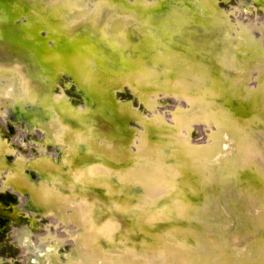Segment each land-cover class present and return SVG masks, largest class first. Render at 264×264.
Wrapping results in <instances>:
<instances>
[{"label": "bare ground", "instance_id": "bare-ground-1", "mask_svg": "<svg viewBox=\"0 0 264 264\" xmlns=\"http://www.w3.org/2000/svg\"><path fill=\"white\" fill-rule=\"evenodd\" d=\"M53 1H58V5L61 7L58 9L59 16H62L60 18H63L64 20H67L68 18L70 19V17L79 16L86 11L85 9H80L75 13L73 11L71 12L72 14L70 16H68L67 13H63L64 11L61 12L60 10H65L64 7L66 8L68 5H71V3L69 2L70 0H0V6L2 5L0 8V61L4 63L16 62L22 67V73L19 72V70V74H15V79L12 81V85L6 84L5 87L3 86L5 92H2L4 94H0V99H5L4 103L10 106L9 109L11 110V112H15V115L13 114L14 119L22 120L26 124L25 127L29 131L36 133L39 137L36 140L35 145L38 152H36L35 155H33V158L30 159L32 164L39 167V170H36L38 172L37 178H39V184L36 185L38 189L35 191V193L38 196L39 202H41L42 206L46 207L45 202H48L47 204L49 205V202H51L52 200L58 202L60 201V199L72 200L74 195H79V197L82 198L89 195L90 200L86 203H83L81 201L83 203L82 205H79V201H75L72 202V204H68V202L67 204H61L57 206L54 212L57 217L55 219L53 218V220L50 221L49 225H47L48 232L44 233L45 235L43 236L39 235L38 240H36L35 242L32 239L25 238L23 236V232L17 231L15 236L16 240L29 247L23 248V254L25 255V261L23 263L28 264L29 259L34 257H37L36 264H122L125 263V261H130V264H153V259L159 261L158 263L160 264L163 263L161 261H164L167 264H180V261L181 263H184V261L181 260L182 254L180 253L181 251L179 249L171 251L172 248H174L177 244V246L183 247V252H185L189 256V258H187V261H189V263H191L192 260L196 259V262L200 261L199 264H242L241 262H243V260L247 261L251 256L250 260L252 264H264V251H260L261 245H259V242L262 241L263 243L264 240V121L262 122V120L264 119L262 117V113H264V45L258 42L261 44L259 48L256 46H252L250 41H248V44L251 45L249 48L247 46H238L239 44H236L237 46L233 47L232 42L228 41L229 37L225 29L227 26H232L231 22L225 20L228 19V16L224 12L214 11L213 3L216 0H204L205 3H208L209 5V10L206 11L211 12L212 15L218 17L216 22H219L221 20L226 21L225 28L220 30L221 32L219 31L221 37L222 35L224 36L223 45L219 46L218 48V46L212 44V40L216 41V38L220 40L219 35H214L213 39L207 38L209 40L202 44L205 50L204 56L206 57V59L217 61L220 64L221 70L213 71L210 69V66V68L208 67L206 62L196 61L195 59H193L194 57L192 54H185L183 52V54L181 52V54H179V51H176L177 49H172L171 52H169L161 48L162 50L160 49V51H162V55L158 60L161 67H163V65L166 67V69H172L174 67L173 69H178L179 72L186 73V75L183 76L185 79L190 78L191 74L197 72V76L193 79L194 82H190L193 85L196 84L198 87L191 86V89L198 88L203 91L204 89H209L217 97L208 96V98L206 99H209L210 102L212 101L220 103L224 105V107H213L214 111L212 112V108L210 110V107H208V105L201 104L199 105V107H203L202 112L206 114L205 117H203V121H201V118L197 119L192 115L188 116L186 119L179 120L180 123H186V129H189L193 126L192 124L194 120H196V122L200 124L202 122L203 124H201V126H204L206 128V130H204L207 134L206 136H204L203 142L192 144L190 142L182 140V137H180L177 141L175 139V142H171L170 138V141H168L172 144H162L163 139L162 137H160V131H154L153 133L151 131V128L153 127L151 126V124L170 125L171 121H169L170 117L166 118L163 115L161 117L155 114L153 107H151L153 104H156V102L162 95H159V93L157 96H152L149 98L147 95L148 93H145L147 90H142V88H139L138 83L139 85H141L140 83H144V79L152 82L150 78L146 79L143 77L145 74L142 76L141 74L140 76L136 74L135 79H133L132 77L128 80L133 88L138 89L136 92H134V90L132 91V97H139L147 104L145 106H142L141 110L131 107L130 104L125 102H116L114 108L116 109L119 106H123V108L125 107L124 109L116 110L121 113H127V116L121 118L118 117L117 114L114 115L113 119L115 120V122L113 123H115L116 128L114 131L108 129L107 126L109 125H106L105 120H109V115L111 114L112 110L110 109L111 107L107 105L108 99L110 98L109 96L112 95V92L110 91L111 88H109V86L113 84L114 81H118H116V79L120 77L118 76V73H122L121 70L123 69L122 67L124 65L123 63L119 62V60L113 59V55H108V50L101 43L99 44L98 42H96V37L98 36H95L93 32H90L84 26L82 27L80 26V24H75L65 30H57L55 27H53L49 19L46 17L47 14L44 12L40 13L37 9L40 8V4L45 5L46 3H51ZM96 1L97 0H89L87 3L85 2V4L93 5V3H96ZM116 2L124 5L122 7L123 12L125 11V6L136 5L139 3H141L142 6L146 8V11H149L151 5H154L156 3V1H152L146 4L141 2L140 0H116ZM256 2L261 8L264 9V0H256ZM177 3L178 2H176V4L169 5L168 7H166L167 9L164 10L162 14H159L157 16V21H162L164 23L166 22L165 26L167 25L163 30L166 33H162L163 36L158 37V39L167 38L168 33L173 32L175 31V29L179 28L181 24L186 21V18L184 19V17H186L187 14H190V16L196 18V16L194 15L195 13L199 14L204 11L200 9L201 1L198 0L197 2H191L190 5L183 4L184 6H180ZM240 3L242 2H239V4ZM101 4L103 5V3ZM158 5L156 4V7ZM72 6H74V4ZM99 8L101 7H98V9ZM239 8H241V11H238L237 8L236 10L239 13L238 17L241 18L240 20H242L243 23H241V27L232 29V35L235 32H245L248 36L251 37V39L253 38L255 41L256 38L258 39V35H255L254 37V28L251 23L247 26H244L246 22H249L247 21L248 19H246L248 17V14L246 13L248 7L245 5H241ZM113 9L121 10L116 4L114 6L108 7L107 9L105 8L106 14H103V12L102 14L108 15L112 13L111 10ZM88 11L90 12V10ZM97 12H95V14H97ZM150 13L145 14V18L143 16L144 20L142 19V15L136 18H138V21L143 25H146L149 22L153 21V17L150 16ZM17 18L21 19L20 23L16 20ZM112 19L118 21L121 19V16L120 18H118L117 16H113V18H111L109 21L112 22ZM156 20L154 19V21ZM262 20L263 23L260 24L262 27L261 36L264 37V19L262 18ZM138 21L136 22V25ZM150 25H152V23H150ZM109 29L114 32L112 28H107L108 31ZM127 29L128 31H130L131 28L129 29L128 27ZM43 30L45 31V35L50 38V43L54 45V51H57V49H59L61 53H65L69 50H76L81 53V55L83 56L82 58L86 61V63L89 64V62H91L93 64V67L94 65L97 66L98 64L100 66L99 70L103 72L102 75H104L105 78L107 76L109 77L106 78L109 79V82L111 83H109V86H101L97 84L94 85L93 88L96 95L98 96V99L102 100L101 102L104 103L98 113H94L91 111L90 107L94 105V102L91 100V98H87L85 95H83V92L80 91L79 87H77L76 90L78 96L83 100L82 107L70 105L68 100H65L63 97L53 96L52 94L47 92V89L45 87L43 90V84H45V86L47 85L48 87L53 86V84L56 83V81L62 74L68 75L72 79L71 81L74 80V77L71 76L73 70L71 69L72 66L70 67V64H68L67 61L62 57L54 60L49 59V61L52 62L47 65H42L40 63L39 59L37 58V53L38 51L45 49L43 47L42 41L38 36L40 31ZM138 33L139 32L132 34L134 35L132 37H134L136 41L139 40ZM116 34L121 35L118 32L114 33V35ZM153 36H155V34ZM197 36L200 37L199 34ZM113 37L115 38V36ZM169 37L172 41L174 36ZM261 38H259L260 41H263ZM122 39V35L117 38L119 42H121ZM183 41H181L182 44ZM203 41H205L204 37ZM142 42L146 43L148 41L145 38H142ZM179 42L180 41L177 40L176 43L172 41V43L174 44H168L172 48H177L178 46H176V44H178ZM139 43L140 42H138V44ZM159 44H161V41ZM138 46L143 47L144 45L141 46L140 44ZM254 47L258 49H255ZM224 48H229L227 53L223 51ZM141 50H143V48ZM141 50H139V52H141ZM191 50H193V48ZM139 52L137 51L136 53ZM234 52L238 54L252 53L249 59H244L241 62H239V59H237L238 57H236L235 65L240 63L245 68L249 66L246 72H250V70L257 68L258 71L256 76L248 77L247 81L246 76H242V80L238 81L239 84L234 79L228 76L225 80L218 81L213 77L214 75L212 74H215V76L217 74H224L228 69V65H231L230 59H232V55L234 54ZM135 55L136 54H134L133 56ZM125 56L127 58L126 60H131L132 58V55L130 56V54L128 53H126ZM150 56L155 58V56H157L156 51L154 50L152 53L150 52ZM90 57L91 61L88 62L87 59ZM196 57L198 58L200 56ZM121 59L123 61L125 58ZM203 59L204 58H202V60ZM93 62H96V64ZM133 62L136 65H139L138 69H140V67H142L143 65H140L134 60ZM147 63L144 64L147 65ZM189 64H191V67H188ZM101 66L103 68H101ZM156 66L161 68L157 64ZM156 66L154 65L155 68ZM95 68L97 69V67ZM3 70L0 69V72ZM155 71L156 70H154V72ZM191 71H193V73H191ZM3 72L4 74H9L7 71ZM149 74L150 73L148 72L147 77L153 76L152 74ZM254 74L255 73H253V75ZM170 78L173 79L174 76H169V79L167 80L168 82L172 81V79ZM230 82H232L231 88L228 87ZM161 86L162 83L159 82L157 84H150L151 89L152 87L160 89ZM15 89L17 91H15ZM24 90L30 92L31 100H21L23 102L20 101L15 105L8 100L10 93L13 92L16 97H20L21 94L23 95V92H26ZM167 91H165L164 93H167ZM167 97L169 98L170 95ZM202 99L206 100L204 99V97ZM234 100L242 101L243 107H238L237 105V107H234V104L232 103V101ZM159 102H161V99ZM185 102H178L177 105L174 106V109L172 111H175L178 115H180L181 111L186 107ZM190 102H192V99ZM4 103H1L0 101V109L3 107L5 108ZM15 109H17L18 112H16ZM143 110L144 112H142ZM208 113H210L211 115H208ZM5 115L6 114H3L2 117H4ZM169 115H171L170 112ZM175 117L176 115L174 116V118ZM129 119H134L133 122L137 124L140 129L129 127L127 123ZM227 119H229V124L227 122ZM51 120H54L56 125L59 124L60 127L57 129V127H53V124H51L49 129H44V124H47L48 121ZM174 120H176V118ZM38 124L41 126L39 130L35 128ZM226 124H228L229 127L225 126ZM170 127L174 129L180 128H177V126L174 125ZM52 130L54 131L52 132ZM182 131H179V133L184 134L185 131L187 132V130H185L184 132ZM112 134L113 138L118 137L124 143L122 144V147L117 148L120 149V152H122V156L127 157L128 155L131 157L130 154L133 153L139 154L141 153V151L142 153L149 152V154L152 155L150 157H153L151 159L159 161L157 166H154L153 170L149 169L145 172L139 170V167L138 170H136V168H131L124 171H115L114 174H111V167H108V165L111 160L121 161V159L119 158L120 156H114L112 152L110 158L106 159L107 157L104 156L106 152H103L100 149L94 150V147L98 148V145L103 144L107 141H111ZM50 135L53 136L51 137L52 140L49 139ZM185 136H187V133H185ZM173 137L175 138V136ZM46 139L48 141H46ZM220 139L223 141L221 142ZM113 141L115 140L113 139ZM206 141L211 142V144L215 146L211 148L210 151L208 150V153L210 154L207 153V155L204 154V152L198 150V148L202 146V144ZM47 142H52L48 147L52 150L51 154L43 153L40 150L41 147L45 146ZM165 143H167V141ZM132 144L137 145V147L132 148ZM141 146L143 148L140 151L139 148ZM1 149H6L3 143H0V150ZM214 150L216 152L218 150V152L212 154ZM230 154L237 157V161H239L237 167L240 168L236 167V171H231L235 172V176L237 177L234 180L235 185L231 184V186H228L230 183V178H228L227 176L215 177V174L218 173V168L219 166H221L220 163L224 164L230 157ZM94 159L100 162L104 167L98 170L94 169V171H90V166L88 165V163ZM166 161L169 162L165 163ZM23 162L24 161L20 156L15 159V165L17 167L15 169V172H17V175L12 176L11 180H19L22 183H25V185H32L31 183H29L30 181H24V179L26 178L22 175V168L24 167V164H22ZM136 163H140V161L136 159ZM197 164H202L201 166L203 167L198 166ZM3 166L4 164L0 160V171L3 170ZM44 166H47V174L50 173L49 176H46V172L42 169V167ZM196 166L206 171V176H204V179L201 181L202 184L201 182L197 181V179L193 180V172L196 170L198 171V169H196ZM229 168L230 167H228L227 165H223L222 172H226ZM148 171H150V173ZM19 173L21 175H19ZM110 175L118 176L115 179ZM128 176H130L129 179L127 178ZM233 178L234 176H231V179ZM109 179L113 180V187H107V184H110ZM104 181H106L107 183H104ZM160 182H172L168 185L167 192L172 189L173 195H170L172 193H168L169 195H167L170 197L167 199L165 197L166 200H161L157 203L150 201V203L146 205L147 202H144L145 195L148 196L150 194H156L157 188H155V186L159 185ZM190 182L191 184H194V187L190 186ZM46 183L55 188L53 189V192H50L47 188L43 189L45 185L47 186ZM92 183H95L94 185L96 186H93L90 189L88 185L91 186ZM1 184H3V182ZM205 184L210 185L211 188L201 192L199 189ZM12 185L16 187L15 184ZM131 185L133 186L131 187ZM142 185H145L143 189L140 187ZM2 186L6 185L3 184ZM177 187H180L181 191H179L176 196L174 192H176ZM126 188H128L129 190L125 191ZM218 190H227L229 192L227 193V197L231 205H234L236 203H242L243 206L245 205V212L249 215L255 216L258 219L257 224L249 222V227L257 229L258 233H255V231L253 230L250 232V229H248V225H243L241 223L242 217L239 212L243 213L244 211L242 210L243 208L241 210H239V208H236V211L231 213H235L232 220L233 222L224 219V221L219 224H225L229 229H227L225 234L221 236V242H219L218 245L216 244L218 239L215 241L214 237H217L220 234V229L222 226H217V224L214 226L211 225V219H214V217L222 216V210L224 209L225 211V208L221 207V202L223 201L222 198L224 197L218 194ZM230 190L232 191L231 194ZM44 194H49V198L45 199L44 197H42L44 196ZM199 194L201 195L200 200H202L203 197L204 205H202L201 203L195 204L194 201V203L192 202L191 198H195L194 200H197V198H200ZM246 196H250L251 198L249 197L250 199L246 200ZM21 199L23 200V204L26 205V207H33L31 195H28L26 199L22 197ZM249 201H251V203ZM111 202H116L114 207ZM197 202L198 200L196 201V203ZM171 203H174V207L177 209V211H179L178 215L180 216V218H176L174 216L169 217L172 205ZM41 204H39L40 208L35 209L36 212L42 211V213H46L48 210H50L48 207V210L47 208L42 209ZM80 206L82 207L80 208ZM186 206H188L187 209L185 208ZM203 208L206 209L204 210ZM228 208L226 209L228 210ZM83 209H85L86 214L95 215V217L97 218L95 222L93 221L94 228L91 230L85 228L84 222H80V219L78 217L79 211H84ZM230 210L232 209L230 208ZM139 211H142V213H139ZM195 211H201V213H199L198 215L195 213ZM132 212L138 213V216H140L139 222L136 220L133 221L130 218L133 215L130 214ZM0 214H3L7 218H13L7 211H4L3 208H0ZM188 214L194 215V218L190 219H194V221L197 220V223L195 222V227H192V230L189 229L188 223L186 224V222H184L183 220L185 215L188 216ZM44 216L45 215H41L40 217ZM84 218L85 217H83V219ZM167 218H172V220H168ZM174 221H176V223ZM236 221H238V224H235ZM17 222L15 221L14 223ZM139 224H141L142 226ZM50 226H53L57 230L61 229L62 238H58L57 236H55L53 234L54 230ZM175 227L179 229L181 234L179 233L178 236L181 237H177V240H175L176 244H169V241H174L173 237L170 236V233L171 231H174L172 228ZM261 232L262 235L260 236ZM193 235L201 239L202 241L200 242H204L203 245L207 242V244H205L206 246H200V248L196 247L195 245L194 248L190 246L191 243L189 242H192L191 238H193ZM254 236H256L257 240L256 238L255 240H253ZM223 237L226 238L222 239ZM63 238L69 239V242L71 243V251H68L69 254L66 255V258L61 259L58 256L57 248L61 244V240ZM21 239L24 240L20 241ZM238 239H240V241L237 242ZM245 239L249 242L250 247L246 246L248 242H243V240ZM147 240L151 242V245H147ZM230 241L233 243L232 246L227 245V242L230 243ZM200 245H202V243ZM167 246L168 251L170 252L169 255L166 254L165 248ZM169 248L171 249L169 250ZM249 248H251L252 250H250ZM215 249L217 250V254L212 253V251ZM196 251L202 252V256L197 255V253H195ZM229 252L231 253V255H228ZM255 253L257 255H254ZM107 261H110V263ZM7 263L16 264L14 262ZM0 264H4V262L0 261Z\"/></svg>", "mask_w": 264, "mask_h": 264}, {"label": "rangeland", "instance_id": "rangeland-1", "mask_svg": "<svg viewBox=\"0 0 264 264\" xmlns=\"http://www.w3.org/2000/svg\"><path fill=\"white\" fill-rule=\"evenodd\" d=\"M85 1L87 3L89 0H80V1L79 0H70L69 2L71 3V5H68L66 8L64 7L65 10H60L61 12L64 11L63 13H67V15L70 16L72 14L71 12H73V11L75 13L76 11H78L80 9H85L86 11L83 13L85 15L81 14L79 16L70 17V19L68 18L67 20H64L63 18H60L62 16H59L58 9L61 8V7L58 5V1H53L54 4H51V5L49 3L48 6L46 7L47 10L44 13L47 14L46 17L51 22V25L53 27H55L57 30H65L68 27H70L72 25H75V24H80V26H82V27L84 26L90 32H93L95 34V36H98V37H96V39H97L96 42H98L99 44L101 43L107 50H109V51H107V52H109L108 55H113V59L119 60L121 58H125L124 61H130V60H126L127 59L126 56H125L126 53L125 54L124 53H119V50H118V49H121L120 46H124L125 42H126L127 45H131L132 47H134L135 50L137 49L138 52L142 48H143V50L146 49V48H148V49H146L144 51L141 50V52H139V53H133V55L134 54H136V55L135 56H133V55L131 56L134 61H136L140 65L143 64L142 67H141L142 70H140V72L138 71L139 70L138 68H137L138 70H135V72L137 73V75L140 76V74L143 73V74H145L143 76L144 78H146V79H149L150 78V80H152V82H151L149 80H145L144 79V83H140L141 85H139V83H138V86H139V88H142V90H147L145 93L146 94L148 93L147 95H148L149 98L152 97V96H157L159 93H160L159 95H162L160 97L161 102H159L160 101V99H159L156 102L155 105L153 104L152 106L151 105L150 106L153 107V110H154V113L155 114H157V115H159L161 117H162V115L164 117H166V118L167 117L168 118L170 117L169 118V121H171V123L169 122L170 125H165V124H156L155 125V124H151V126H153L151 128L152 129L151 131L153 133H154V131L155 132H159L160 131L159 132V134L161 135L160 137H162V139H163L162 140L163 142L161 141L162 144H172V143L169 142L170 141V138H171V142H175V139L177 141L180 137H182V140H184L186 142H190L192 144H194V143L197 144L198 142H203V138L207 134L205 132L206 128L204 126L203 127L201 126V124H203L202 122L200 124L198 122H194L193 121V124H192L193 126L191 128H189V129H186V123H180L179 120L186 119L188 116H191L192 115V116L196 117L197 119H200L201 118V121H203L204 120L203 117H205L206 114H204L202 112L203 107L197 106V108L196 107L194 108V106L197 103L199 105H201V104L208 105V107H210V110L212 108V112L214 111V108L213 107L222 108V107H224V105H222L220 103H217V102H212V101L210 102L209 99L207 100L206 98H208V95L203 90H200L198 88L191 89V86L198 87L196 84L193 85L190 82V81L194 82L193 79H194V77L197 76V72H194V74H191L190 75V78H187V79H185L184 77H181V80H179L178 78H180V76L179 77H177V76L175 77L174 76L173 79L170 78V79H172V81L168 82L167 80L169 79V76L171 77L173 74L171 72H168L167 71L168 69H166V67L164 65H163V67H161L160 66V62H159L158 59L162 55V51H160L161 48H163V50L169 51V52H171L172 49H177L176 51H179L178 52L179 54H181L182 52L185 53V54H192L193 57H194L193 59H195L196 61H198V62H206L207 65H208V67L209 66L211 67V68L209 67L211 70H213V71H216V70L217 71H220L221 70L220 64L217 61H215V60H207L206 59V57L204 56V53H205L204 51L205 50H204L202 44H204L207 40H209L207 38L213 39V36L214 35L215 36L220 35V32H221L220 30H222V29L225 28V26H226L225 25L226 24L225 22L226 21L221 20L219 22H216L218 17L215 16V15H212V13L211 12H208V11H205V12H207V14H205L204 11L202 13H199V14H196L195 13L194 15L196 16V18H193L192 16H190V14L189 15L187 14V16H189V17H187V16L184 17V19L186 18V21L189 18L190 19H192V18L194 19V22L192 23V26L191 27H185V29H179V28H177V29H175V31L168 33V35H167L168 37L167 38H160V39H158V37L163 36L162 33H164V34L166 33L163 30H164V28H166L167 25L165 26L166 22L164 23L162 21H157L156 20V18H157L156 16H155L156 18H154V16L150 15V16L153 17L152 18L153 21L151 19L152 22H149L146 25L144 24L145 27H144V25L141 22L138 21V23H137L136 26L139 27V29L141 30L140 32L138 31L139 29L137 30V29H135L133 27H129V29L131 28L130 29L131 33H130V31H128V29H127L128 27L125 28L124 30H122L120 32V34L122 35V38L123 39H122L121 42H119V40H117V38L119 36H121V35H119V34L114 35V33H113V31H111V29H109V31L107 30L108 25L109 24L111 25V23L113 24V20L114 19H112V22L109 21V20L111 18H113V16H117L118 18H120V16H121V18L124 17V18H128V19L129 18H132V19L135 18L136 20H138V18H136V17H139L140 15H142V19L144 20V18H145L144 15L145 14H149L150 11H146V10L143 11L142 10V7L143 6H142L141 3H139V4H136V5H130V6L128 5V6H125V11L124 12H123L122 9L121 10H114L113 9V10H111L112 13H110L108 15H103V14H106L105 8L107 9L108 7H110L112 5L108 4L109 2L106 3V2H102L101 0H97V1L102 2L103 5L101 3H98L97 7L95 8V12H97V10H98V12H97V14H95V12H94L93 15H92V14H88L89 13L88 10L91 11V8L93 6L91 4L90 5L89 4H85ZM140 1L143 2V3H146V4L147 3H150L152 1H156V3L154 5H151V7L149 6L150 8L148 7L149 9H152V10L156 8V4L157 5L158 4H161L162 1H165V5L164 6H166V7H168L171 4H176V2H178L177 4H179L180 6L181 5L184 6L183 4L190 5V3L193 2V1H196L197 2V0H187V1L186 0H174V1L173 0H140ZM173 2H175V3H173ZM239 2H242V3L239 4ZM73 4H74V6H72ZM241 5H245V6L248 7V10L246 12L248 14V17L246 19H248L247 21H249V22H246L245 23L246 25L244 24V26H247V25H249L251 23V25L254 28L253 29L254 30L253 31L254 37H255V35H258V39L256 38L255 41H254L253 38L251 39V37L248 36L247 33H245V32H235L232 35V29H235L236 27L237 28L238 27H241V23H243L242 20H240L241 18L238 17L239 16V13L237 12V10L238 11H241V8H243V7L239 8ZM1 6H0V8H1ZM98 7H101V8L98 9ZM138 7H141V8H138ZM67 8H68V10H67ZM236 8H237V10H236ZM102 9H104V10H102ZM214 11L224 12L228 16V19H225V20H228L229 22H231V25L232 26H227L225 29H226V31L228 33V37H229L228 38V41L232 42V46L233 47L234 46H237L236 44H239L238 46H247L249 48L251 45L248 44V41H250V43L252 44V46H256V47H259V48H260V45H261L260 43H262L264 45V37L261 36V29H262V27L260 25L261 23H263L262 18L264 19V9L259 6V4L256 2V0H216L214 2ZM226 11H227V13H226ZM102 12H103V14H102ZM124 13H127V14H124ZM151 13H153V12H151ZM235 13H237V14H235ZM130 14H132V15H130ZM160 14H162V13H160ZM62 15H64V14H62ZM95 15H96V17H95ZM100 15H102V16H100ZM126 15H128V16H126ZM143 16H144V18H143ZM235 17H237V18H235ZM100 18H102V19H100ZM96 19L98 20L97 21L98 25L95 24V25L92 26L91 25L92 22L95 21ZM154 19L156 21H154ZM16 20L19 23L21 21V19H19V18H17ZM17 21H16V23H17ZM101 21H102V23H101ZM116 21L114 20V22H116ZM55 22L57 24H55ZM99 22H100V24H99ZM161 22H162V24H161ZM198 22H200V23H198ZM232 22L235 23V24H233ZM150 23H152L153 26L150 25ZM237 23H239V24H237ZM141 25H142V28H141ZM196 26L197 27L200 26L199 28H201V30H204V29H207L208 30V29H210V30H213V32L212 31H208V32L198 31L196 29L197 28ZM153 27H155V28H153ZM144 31H145V33H144ZM165 31H166V29H165ZM136 32H139L138 33L139 40H137V41L134 39V37H132V36H134L132 34H135ZM154 34H155V36H153ZM190 34H191L192 37L190 36ZM198 34H199L200 37L197 36ZM176 35H178V36H176ZM181 35H182L183 38L181 37ZM113 36H115V38ZM169 36H172V37L174 36L172 41H174L175 43L177 42V40L180 41L178 44H176V46H178L177 48H174V47L172 48L170 46L171 44H174V43H172V41L170 40V37ZM201 36H202V39H201ZM38 37L42 41V44H43V47H44L45 50L38 51L37 58L39 59V61H40V63L42 65H47V64H49V63L52 62V61H49V57L48 56H49L50 53H53L54 52V50H53L54 45H52V43H50L51 40H50V38L47 35H45V31L44 30L43 31H40ZM203 37H204V40L205 41H203ZM142 38H145L148 42H146V43L142 42ZM259 38H261L263 41H260ZM164 39H166V40H164ZM190 39H191V42H190ZM198 39H199V41H198ZM183 40L185 41V43H184ZM160 41H161V44H159ZM181 41H183V44H182ZM138 42H140V43L138 44ZM165 42H167V43H165ZM187 42H189V43H187ZM258 42H260V43H258ZM137 44L138 45L141 44V46L144 45L145 47L144 46L143 47H140ZM190 47H191V49L193 48V50H191ZM256 47H254V48L255 49H258ZM154 50L157 53V56H155V58L150 56V52L152 53ZM228 50H229V48H224L223 49V51L226 52V53L228 52ZM157 51H159V52H157ZM74 52H75V57L76 58L78 57L79 59L84 60L82 58L83 56L81 55V53H79L76 50H74ZM144 53H146V54H144ZM137 54L138 55L140 54V55L138 56ZM116 56H118V57H116ZM196 56H200V57H198L200 59H198ZM232 56H233L232 59H230V64L231 65H233L234 63H236L235 57H238L237 59H239L238 60L239 62H241L244 59H247L248 57H250L249 56V53H247V54H238V53H235V52H234V54ZM202 58H204L203 59L204 61L202 60ZM131 62H133V61H131ZM142 62H144L145 64L147 62L148 63L150 62V63L149 64L147 63V65H145ZM93 63L96 64V62H93ZM156 64L158 66H160L161 68L157 67ZM148 65L149 66L151 65L150 66L151 68ZM154 65L156 66V68L154 67ZM212 65H214V66H212ZM91 66L93 67V64L91 62H89V64L86 63L85 64V69H89V68H91ZM257 66H258V64H257ZM70 67H71V65H70ZM95 67H97V66L94 65V68ZM115 67H119V66H115ZM101 68H103V67L101 66ZM122 68L123 69L121 71L123 72L124 69H125V66H123ZM0 69L1 70L4 69L3 71H7L9 73V74H4L3 71L0 72V94H4V93H2V92H5L3 86L5 87L6 84L7 85H9V84L12 85V83H13L12 81L15 79V74H19L18 73L19 70H20L19 72L22 73V71H21L22 70V67H21L20 64H17L16 62H14V63H4V62H1L0 61ZM160 69H163V70H160ZM151 70H152V72H151ZM154 70H156V71L154 72ZM157 71H158V73H157ZM236 71H238V72H236ZM257 71H258L257 68H255L253 70H250V72H246V70H243L242 71V70H238L237 69V70L234 71V73H231L230 75L228 74L227 76L228 77H231L236 82L241 81L242 80V78H241L242 76H246V78H247L246 81H247L248 80V77H254V76H256ZM130 72H132V71L130 70ZM148 72L150 74H152L154 77L153 76H148L147 77ZM155 73H156V75H155ZM166 73H167V75H166ZM180 73L183 76L186 75V73H184V72H180ZM191 73H193V71H191ZM253 73H255V74L253 75ZM70 75H71V72H70ZM159 76H167L168 78L166 77V79H164V81H166L168 83H164L163 82L164 85H162L160 89H156V88L152 87V89H153L152 90L150 88V84H157L158 82L161 83L159 81V79H161V77H159ZM132 77H133V79H135L136 75H133ZM132 77H129L126 80H124V77H121V78L118 77V79H116V81L118 80L117 82L114 81L113 84L110 83L111 85L110 86L108 85L109 88H111L110 91L112 92V95L109 96L110 98L108 99V103H107V105L109 107H111L110 109H112V110H111V114L109 115V117H110L109 120H105L106 125H109V126H107L109 130H113L114 131L115 128H116L115 123H113V122H115V120L113 119V117H114V115H116V113L114 112V109H115L114 107H115L116 102H118V103L119 102H121V103H124L125 102V103L130 104L131 107H134L136 109L138 108V109H141V110H142V106H145L147 104L146 102L142 101L141 98H139V97H135V98L132 97V91L134 90V92H136L138 90L136 88H133L132 85L129 83V80L128 79H131ZM82 79L85 82L84 84H86L85 86H88L87 79H85L84 77ZM189 79H192V80H189ZM71 80L72 79L68 75H66V74L63 75L62 74L60 76V78L56 81V83L53 84V86L48 87L47 85L45 86V84H43L44 86L42 88L44 90V87H45L47 89V92L50 93V94H52L55 97H63L65 100H68V102H69L70 105H74V106H77V107H82L83 106V100H82L81 97L78 96V93H77V90H76V88L79 87L78 86V83H77V81L75 79H74L75 81L74 80L71 81ZM178 82H181V84H184V86H183L184 88H183L182 91H180V89H181V86L180 85L181 84H178ZM172 83H173V87L175 88V90L172 87ZM116 84H118V85H116ZM238 84H239V82H238ZM189 85H190V87H189ZM185 86H186V88H185ZM228 87H230V88L232 87V82L229 83V86ZM93 88H94V85L92 86L91 93H87V96H89V98H91V100L94 102V105L92 107H90L91 108V111L94 112V113H98V111L102 108V106H103L104 103L101 102L102 100H99L98 99V96L96 95L95 90ZM164 89L165 90L169 89L167 91L168 94L167 93H164L165 92ZM176 90L177 91H180L181 93L178 94V92H176ZM15 91H17V90L15 89ZM24 91H26V92H23V95L21 94L20 97H16L13 94V92L10 93L8 100L10 102H12L14 105L15 104H18L21 100H24V101L31 100L30 92L27 91V90H24ZM169 93H171V94H169ZM166 95L167 96L170 95V97L168 98ZM203 97L206 100H203L202 99ZM172 99H173V101H172ZM191 99H192V102H190ZM140 100H141V102H140ZM183 101L184 102L186 101L185 102L186 107L184 108V110L181 111V113H180L181 116H180L175 111L173 112L172 110L174 109V106H176L178 102H183ZM21 102H23V101H21ZM232 103L234 104V107H237V106L238 107H240V106L243 107V102L242 101H237V100L235 101L234 100V101H232ZM100 105H101V107H100ZM4 106H5V108L3 107V108L0 109V140H1L0 143H3L5 145V148H6L5 150H3V149L0 150V160L4 164V166L2 168L3 170L0 171V208L1 209L3 208L4 211H7L13 218H11V217L10 218L9 217L7 218L3 214H0V261H3L4 264H8L7 262H14L16 264H24L23 262L25 261L24 260L25 259L24 258L25 255L23 254V248H29V247L25 246L24 244H22V243H20L19 241L16 240V238H15L16 232L17 231L18 232H23L24 233L23 236L25 238L32 239L35 242L36 240H38L39 235L40 236L41 235L43 236V235H45L44 233H47L48 232L47 231V225H49L50 221L53 220V218L55 219L57 217L55 215V213H54L55 212V209L57 208V206H59L61 204H67L68 202H69L68 204H72V202H75V201H79L78 202L79 205H82L83 203H86L87 201L89 202L90 196L88 195V196L82 198V197H79V195H74L72 200H70V199L69 200H61L60 198H58V199H60L59 202L58 201H55V200H52L51 202H49V205L47 204L48 202L45 203V206L46 207L41 206L42 209L43 208L46 209L47 207L50 209V210H48V208H47L48 211L46 213H42V211H37L36 212L35 211L36 208H34V207H26V205L23 204V200L21 199V197L24 198V199H26V197L28 195H31V192L29 190H26L25 188L22 187V186H25V183H22L19 180H17V181L16 180H13V181L11 180L12 176H16L17 175V172H15V169L17 168L16 165H15V159L18 156H20L23 159L24 162L22 164H24V167L22 168V175L25 176V178H26V179H24V181H26V182H29L30 181L29 183H31L32 186H34V189L37 190L38 187H36V185L39 184L38 183V179L39 178H37L38 177V172L36 170H39V167H37L36 165L32 164L31 159L33 158V155H35V153L38 152L37 149H36V147H35V145H36V140L39 137H38V135L36 133H33V132L29 131L25 127L26 124L22 120L14 119L15 112H13V111L11 112V110L9 109L10 106L8 104H5L4 103ZM112 106H113L114 109L112 108ZM157 107H159V108H157ZM124 108H123V106L122 107L119 106L116 109L121 110V109H124ZM7 109H9V110H7ZM192 110H196V112L195 113H192ZM197 111H199V112H197ZM9 112H11V113H9ZM142 112H144V110ZM169 112H170L171 115H169ZM3 114H6V115L4 117H2ZM209 114L210 113H208V115ZM175 115H176V117H175L176 120H174L175 119L174 118ZM171 117H173V118H171ZM262 117L264 118V113H262ZM227 120L226 121L229 124V119H227ZM133 121H134V119H129V121L127 122L128 125H129V127L140 129L139 126L137 124H135ZM174 121H177L179 123V125H178L177 122H174ZM263 121H264V119L262 120V122ZM50 122H52V120ZM228 124H226L225 126L229 127ZM173 125L174 126H177V128L180 127L179 129H182L183 128L182 129L183 131L182 130H179V129H174V128L170 127V126H173ZM35 128L39 130L41 128V126L38 124V125H36ZM185 130H187V132ZM53 131L54 130H52V132ZM164 131H165V133H164ZM179 131H182V132L185 131V133H187V136H185V133L184 134L183 133L180 134ZM118 133H120V132H118ZM166 133H170V134H166ZM173 136H175V138ZM51 137H53V136L50 135L49 139L52 140ZM111 139L113 141V139H114L113 138V134L111 136ZM115 139L121 140L119 138H115ZM164 139L167 141V143H165L166 141ZM46 141H48V140L46 139ZM222 141L223 140H221V142ZM51 143L52 142H47L46 145L43 146V147H41L40 150L43 153L51 154V151L52 150L48 148ZM119 143H120V145H119ZM122 144H124L123 141H120V142L118 141L116 143V145H118V146L115 145V147L112 150L114 156H120L119 158L121 159V161H112L111 160L110 163H109V165L107 164L108 167H111V170H110L111 171V174L112 173L114 174L115 171H120L123 168H126L125 170L131 169V168H134V169L136 168V170H138L139 167H140L139 170L145 172V171H147L149 169L150 170H153V168H154L153 166H157V164H158L159 161H156L155 159H151L153 157H150L152 155L149 154V152L148 153L147 152H143L142 153V151H141V149L143 148L142 146L139 148V150L141 151V153H139V154H135V153L130 154L131 157L128 156V155H127V157L122 156V152H120V149H117V148L122 147ZM131 147L132 148H136L137 145L132 144ZM213 147H215V146L212 145L211 142L206 141V142H204L202 144V146H200L198 148V150L204 152V154L207 155L208 150L210 151V149L213 148ZM134 152H136V151H134ZM215 152L216 151L214 150V152H212V154H214ZM217 152H218V150H217ZM208 154H210V153H208ZM136 159L139 160L141 164L140 163H136ZM204 159H205V157H204ZM97 162L98 161L94 159V160H92V161H90L88 163V165L90 166V171H94V169H97L98 170V169H101L102 167H104V166H102V164L100 162H98V163ZM167 162H169V161H166L165 163H167ZM95 163H97V164H95ZM238 163H239V161H237V157L232 156L230 154V157L226 160V162L224 164L223 163H220L221 166H219L218 173L215 174V177L227 176L228 178H230V180H229L230 183H229L228 186H231V184L232 185L233 184L235 185V183H234L235 181L234 180L236 179L237 176H235V172H231V171L232 170L236 171L235 168L238 166ZM201 165L202 164H199L198 166H201ZM223 165L224 166L227 165L231 169L229 168L230 170L227 169L226 172H222ZM201 167H203V166H201ZM237 168H240V167H237ZM42 169L46 172V176L47 175L49 176L50 173L47 174V172H48L47 166L42 167ZM196 169H198V171L196 170V171L193 172V175H194L193 180H196L197 179V181L201 182L204 179L203 174H204V171L205 170H203L201 168H198V167ZM148 172L150 173V171H148ZM3 173H5V174H3ZM19 175H21V174L19 173ZM231 176H234V178L231 179ZM36 178H37V180H36ZM35 181H37V182H35ZM2 182L6 186H2L3 185V184H1ZM11 183L12 184H15L16 187H14ZM170 183H172V182H165V183L164 182L163 183L160 182L159 185L155 186V188H157L156 189V192H157L156 194H154V195L150 194L148 196L145 195V201L144 202H147L146 205L148 203H150V201H152L154 203H157V202H159L161 200H166L167 198L170 197V196H168L170 193H172L170 195H173L172 189L171 190L169 189L170 191L167 192V188H168V185ZM46 184H47V186L45 185V187L43 189H46L47 188V189H49L50 192H53V189H55V188H53L48 183H46ZM190 184H191V182H190ZM201 184H202V182H201ZM193 185L194 184H191L190 186L192 187ZM144 186L145 185H142L140 187L143 189ZM107 187H113V186H112V184H107ZM177 189H179V190H177ZM177 189H176V192L177 193L174 192V194L176 196L179 193V191H181V188L180 187H177ZM199 193H201V192H199ZM227 193H229L227 190H218V194L219 195H222V197H224V198H222L223 201L221 202V207L222 208H225V207L228 208L229 207L228 208V213H227V211H224V209H223L222 212H221L222 213V216L214 217V219H211V225L214 226V225L217 224V226H222L221 229H220V234L218 236H220V238H221V236L225 234V232L227 231V229H229L227 227V225H225V224L219 225V224L222 223L224 221V219L225 220L232 221L233 220V216H234L235 213L234 214H231V213L234 212V211H236L235 210L236 208H239V210H241L243 208L242 210L244 212L243 213L242 212H239V214H241V217H242L241 223L243 225H248V229H250V232L253 230V231H255V233H258L257 232V229L249 227V222H252L254 224H257V220L258 219L255 216L249 215L248 213H246L245 212V205L243 206L242 203H236L234 205H231V203L228 201ZM231 193H232V191L230 190V194ZM49 196H50L49 194H44V196H42V197H44L45 199H47V198H49ZM199 196H200V198L199 199L197 198V200H198L197 203H196L197 200H194L195 198L194 199L191 198L192 199V202L194 201L195 204L201 203L202 205H204L203 204L204 202L202 201L203 200V197H202V200H200L201 199V195L199 194ZM165 197H166V199H165ZM249 197H247L246 200H249L251 198V197L250 198ZM249 202L251 203V201H249ZM111 203L113 204V207H114L116 202H111ZM142 204H144V203H142ZM231 206H235V207H231ZM81 207L82 206H80V208ZM187 207L188 206H186L185 208L187 209ZM230 208L232 210H230ZM83 210L84 211H82V210L79 211L78 217L80 219V222H84V227L91 230V229L94 228V222H95V220L97 218L95 217V215L86 214L85 209H83ZM139 213H142V211H139ZM199 213H201V211H199L196 214L199 215ZM178 214H179V211H178ZM41 215L42 216L45 215V216L44 217H40ZM88 216H89V218H88ZM92 216H94L95 218L92 217ZM173 216L175 217L174 211H170L169 217H173ZM49 217L52 218V219H50ZM83 217H85V218L83 219ZM15 218H17V219H15ZM190 218H194V215H190V214H188V216L185 215V217H184L183 220L187 224V219H190ZM167 219L168 220H172V218H167ZM88 220H89V223H88ZM190 220H192L193 222H196L197 221V220L194 221V219H190ZM15 221L16 222L18 221V222L17 223H14ZM91 221L92 222L94 221V222L92 223ZM174 222L176 223V221H174ZM237 222L238 221H236L235 224H238ZM192 224L194 225L195 223H192ZM261 225H263V224H261ZM256 226H258V225H256ZM50 227H52V229L54 230L53 231V234L55 236H57L58 238H62V230L61 229H58L57 230L53 226H50ZM258 228H260V227H258ZM172 229L174 230V228H172ZM176 229H177V231H171V233H170L171 234L170 236L173 237L174 241L173 242H170L169 241L168 242L169 244L170 243L171 244H174L175 243V240H177V237H181V236H178V234L180 233L179 229L178 228H176ZM95 230H96V228H95ZM224 238H226V237H223L222 239H224ZM191 239H192L191 240L192 242H189V243H191L190 246H192L193 248H194V245H195L193 243L195 241V239L198 241V243L200 241H202L198 237H195V238L193 237ZM214 239H215V241L217 240L216 237H214ZM23 240L21 239L20 241H23ZM61 241H62L61 244L57 248V253H58V256L61 259H64V258H66V255H68L69 252L71 251V247H70L71 246V243L69 242V239L68 238H63ZM244 241L245 242H248L246 239L243 240V242ZM165 242H166V240H165ZM205 244H207V242ZM205 244L203 245V243H202L201 246H206ZM227 245L228 246H232L233 243L230 241V243L227 242ZM246 246L250 247L249 242H248V244H246ZM198 248H200V246ZM170 249L171 248H169V250ZM178 249L181 251V252L180 251L179 252L182 254L181 260L184 261V263H181V261H180V264H188L189 261H187V258H189V256L185 252H183V250H184L183 247L177 246V244H176V246L174 248H172L171 251L178 250ZM215 250H213L212 253L217 254V250L216 251ZM260 251H264V248L260 247ZM199 252L200 251H196L195 253H197V255H201L202 256L203 253L202 252L199 253ZM254 255H257V254L255 253ZM9 259H11V260H9ZM250 259H251V256H250ZM257 259H259V258H257ZM36 260H37V257H34V258L29 259L28 264H36ZM195 263L196 264H199L200 261L199 262H195ZM122 264H130V261H125V263H122Z\"/></svg>", "mask_w": 264, "mask_h": 264}, {"label": "water", "instance_id": "water-1", "mask_svg": "<svg viewBox=\"0 0 264 264\" xmlns=\"http://www.w3.org/2000/svg\"><path fill=\"white\" fill-rule=\"evenodd\" d=\"M102 2H109V4L110 5H112V6H114V5H116L117 4V6H118V8L119 9H122V7L124 6V5H122V4H120V3H117L116 2V0H101ZM199 1H201V4H200V9L201 10H204V12L206 11V10H209V5H208V3H205V1L204 0H199ZM86 2V1H85ZM102 2H100V1H96V3H93V8L91 9V11L88 13V14H93L94 12H95V8L97 7V5H98V3H102ZM200 3V2H199ZM48 4L49 3H46V5H42V4H40L39 6H40V8H37L38 9V11L40 12V13H43V12H45L46 10H47V6H48ZM51 4H54V2H51L50 3V5ZM214 4V3H213ZM212 4V5H213ZM165 5V1H162V3L161 4H159L158 5V7H156L155 9H153V10H151V9H149V11H151V12H153V13H150L152 16H158L160 13H163L164 12V10H166L167 8H166V6H164ZM138 8H141V7H138ZM137 8V9H138ZM134 9V8H133ZM200 9H199V11H200ZM142 10L143 11H145L146 10V8H144V7H142ZM205 14H207V12H205ZM155 17V18H156ZM140 20V19H139ZM97 19L95 20V21H93L92 22V26L93 25H95V24H97ZM138 20H136V19H132V18H121L120 20H118V21H116V22H114L113 24H111L110 26H108V28H112L113 30H114V32L113 33H120L121 32V30L122 29H125V28H127V27H133V28H137V30L139 29V27H137L136 26V22H137ZM194 22V19L192 18V19H188L187 21H185L184 23H182L181 24V26L179 27V29H185V27H191L192 26V23ZM83 23V22H82ZM55 24H57L56 22H55ZM215 28V27H214ZM213 28V29H214ZM196 29H198V31H205V32H208V31H212V30H207V29H204V30H201V28H199V27H197ZM215 30V29H214ZM139 32L141 31L140 29L138 30ZM219 38H220V40L218 39V38H216V41L215 40H212V44L213 45H216V46H218V48H219V46H221V45H223V43H224V36L222 35V37H221V35H219ZM121 47V49H118L119 50V53H128V54H130V56L131 55H133V53H136V50H135V48L134 47H132L131 45H127L126 43L124 44V46H120ZM109 51V50H108ZM217 53V52H216ZM224 53V52H223ZM252 53H249V56L251 55ZM260 55V54H259ZM49 59L50 60H54V59H57V58H60V57H62L63 59H65L66 61H67V63L68 64H70L71 66H72V76L74 77V79L77 81V83H78V86H79V89H80V91H82L83 92V95H85L87 98H89V96H87V93H91V90H92V86L93 85H101V86H106V85H109V79H106V78H109L108 76L105 78V76L104 75H102V71L101 70H99V65L97 64V69L96 68H94V67H92V68H89V69H85L84 70V68H85V64H86V61L85 60H82V59H79L78 57L76 58L75 57V52L74 51H72V50H69V51H67V52H65V53H61L60 52V50L59 49H57V51H54L53 53H50L49 54ZM116 57H118V56H116ZM216 58V57H215ZM235 59H236V57H235ZM247 59H249V57L247 58ZM87 61L89 62V61H91V57L90 58H88L87 59ZM131 61H133V59L131 58V60L130 61H122V59H119V62H121V63H123V65L125 66V69H124V71L122 72V73H118V76H120L119 78H121V77H124V80H126L127 78H129V77H132L133 75H136L137 73L134 71V70H138L137 68H139V65H136L134 62H131ZM130 62V63H129ZM188 67H191V64H189V66ZM249 67V66H248ZM248 67H244V66H242V64H237V65H235V63L233 64V65H228V69H227V71L224 73V74H217L216 76H215V74H212V75H214L213 77L214 78H216L218 81L219 80H225L226 78H227V75L229 74H231V73H234V71L235 70H244V68H245V70H247L248 69ZM174 68V67H173ZM171 69V68H168V72H171L172 74H173V76H177V77H179L180 76V78H178L179 80H181V77H183V75L178 71V69ZM95 69V70H94ZM82 70H84V71H82ZM130 70L132 71V72H130ZM141 70V67H140V69L138 70V71H140ZM120 71V70H119ZM236 72H238V71H236ZM210 73V72H209ZM130 74V75H129ZM141 75H144L143 73L141 74ZM218 75H220V76H218ZM85 78V79H87V82H88V86H85L86 84H84L85 82L83 81V79L82 78ZM159 77H161V79H159V81L162 83V85H163V82L164 83H168V82H165L164 81V79L167 77H165V76H159ZM117 78V77H116ZM178 84H181V82H178ZM181 86V89H180V91H182L183 90V86H184V84H181L180 85ZM219 86V85H218ZM167 90H169V89H167ZM167 90H165V91H167ZM180 91H176V92H178V94L180 93ZM204 91L207 93V95L208 96H210V97H217V96H215V94H213L209 89H204ZM226 91V90H225ZM4 100L5 99H0V101H1V103H4ZM197 106H199V104L197 103L196 105H195V107L197 108ZM16 110V112H18V110L17 109H15ZM114 112L117 114V116L118 117H121V118H124V117H126L127 115V113H121V112H118V110H116V109H114ZM196 112V110H192V113H195ZM195 122H196V120H194ZM51 124H53V127H57V129L60 127L59 126V124H57L56 125V123H55V121H52V122H50V121H48V123L47 124H44V129H49V127L51 126ZM118 138V137H117ZM115 139V138H114ZM116 141V142H115ZM115 141H107V142H104L103 144H100V145H98L99 147L98 148H95L94 147V150L95 149H100L101 151H105L106 152V154L104 155V156H106L107 158L106 159H109L110 158V156H111V154H112V150H113V148H114V146H115V144L118 142V141H121V140H118V139H115ZM154 167V166H153ZM126 168H123L121 171H124ZM131 173V172H130ZM129 173V174H130ZM208 173H209V171H208ZM111 177H114L115 179H116V177L118 176H113V175H110ZM204 176H206V171L204 172V174H203V177ZM210 176V175H209ZM128 179L130 178V176H128L127 177ZM109 182H110V184H112L113 183V180H110L109 179ZM116 182V181H115ZM114 182V183H115ZM104 183H107L106 181H104ZM95 183H92L91 184V186L90 185H88L89 187H90V189L93 187V186H96V185H94ZM215 185H216V183H215ZM133 185H131V187H132ZM23 188H25L26 190H29L30 192H31V197H32V206L33 207H35V208H40V206H39V204H41V202H39V198H38V196L36 195V193H35V190L36 189H34V186H32V185H25V186H22ZM211 188V186L210 185H208V184H205L204 186H202L201 188H200V190H201V192H203V191H205L206 189H210ZM25 190V191H26ZM127 190H129L128 188H126L125 189V191H127ZM132 191V190H131ZM27 192V191H26ZM131 201V200H130ZM130 201H129V203H130ZM202 201H204V200H202ZM133 202V201H132ZM207 202V201H206ZM46 203V202H45ZM128 203V202H127ZM209 203V202H208ZM214 203V202H213ZM212 203V204H213ZM172 205H171V211L173 210L174 211V215H175V217L176 218H180V216L178 215V211H177V209L174 207V203H171ZM41 206H42V204H41ZM225 211H227V213H228V210L226 209V207H225ZM196 213H198L197 211H195ZM130 214H133V216L131 217V219L133 220V221H140V216H138V213H136V212H132V213H130ZM187 223H188V226H189V229L190 230H192V227H195L192 223H195V222H193L192 220H190V219H187ZM197 223V222H196ZM139 225H141V224H139ZM142 226V225H141ZM190 230H188V231H190ZM238 230V229H237ZM174 231H177V229L176 228H174ZM248 234V233H247ZM262 235V232H261V234H260V236ZM193 237L195 238V236L193 235ZM217 239H218V241L216 242V244L218 245V243L219 242H221V240H220V236H217L216 237ZM255 238H256V236H254L253 237V240H255ZM189 239H190V237H189ZM256 240H257V238H256ZM262 240V239H261ZM238 241H240V239H238L237 240V242ZM194 244H195V246L196 247H199V246H201L200 244L201 243H204V242H199L198 243V241L195 239V241L193 242ZM215 244V245H216ZM147 245H151V242H149V240H147ZM259 245H261V247L262 248H264V240H263V243H262V241H260L259 242ZM142 246V245H141ZM140 246V247H141ZM223 246V245H222ZM101 247V246H100ZM140 247H138V248H140ZM222 248V247H221ZM250 250H252L251 248H249ZM169 251H168V246L166 247V254H168L169 255ZM228 255H231V253L229 252V254ZM213 258V257H212ZM250 260V259H249ZM249 260H243V262H241L242 264H252V262H251V260L249 261ZM197 260L196 259H194V260H192V262L191 263H189V264H196L195 262H196ZM107 262H109L110 263V261H107ZM152 262H153V264H160V263H158L159 261H157V260H152ZM161 262H163L164 264H167L166 262H164V261H161ZM162 263V264H163ZM169 263V262H168ZM108 264V263H107Z\"/></svg>", "mask_w": 264, "mask_h": 264}]
</instances>
